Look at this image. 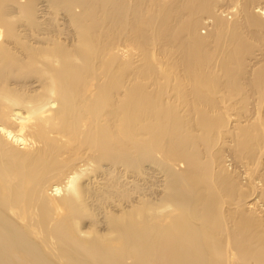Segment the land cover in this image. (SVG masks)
Here are the masks:
<instances>
[{"label": "bare ground", "instance_id": "obj_1", "mask_svg": "<svg viewBox=\"0 0 264 264\" xmlns=\"http://www.w3.org/2000/svg\"><path fill=\"white\" fill-rule=\"evenodd\" d=\"M229 1L0 0V264H264V5Z\"/></svg>", "mask_w": 264, "mask_h": 264}, {"label": "rangeland", "instance_id": "obj_2", "mask_svg": "<svg viewBox=\"0 0 264 264\" xmlns=\"http://www.w3.org/2000/svg\"><path fill=\"white\" fill-rule=\"evenodd\" d=\"M255 1V3L257 4L258 2H260L261 4H263L264 5V0H254ZM235 2L238 4V2L240 3L241 2V0H230L222 9H225V7H231V8H235V6L237 5V4H235ZM228 10V9H227ZM228 14V13H227ZM228 17H229V20H232L233 19V15L232 14H228ZM206 31V29H203V32H205ZM131 47V49L133 48V47H136L135 46V44H129Z\"/></svg>", "mask_w": 264, "mask_h": 264}]
</instances>
